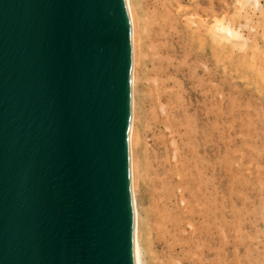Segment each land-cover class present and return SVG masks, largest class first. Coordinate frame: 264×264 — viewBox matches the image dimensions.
<instances>
[{
	"label": "water",
	"instance_id": "obj_1",
	"mask_svg": "<svg viewBox=\"0 0 264 264\" xmlns=\"http://www.w3.org/2000/svg\"><path fill=\"white\" fill-rule=\"evenodd\" d=\"M126 0H0V264H136Z\"/></svg>",
	"mask_w": 264,
	"mask_h": 264
},
{
	"label": "bare ground",
	"instance_id": "obj_2",
	"mask_svg": "<svg viewBox=\"0 0 264 264\" xmlns=\"http://www.w3.org/2000/svg\"><path fill=\"white\" fill-rule=\"evenodd\" d=\"M239 1L228 17L213 0H126L132 45L129 147L136 264H226L225 103L221 98L220 110H212L211 83L213 59L227 69L244 39L236 22L249 21L260 6L259 0ZM256 39L254 35L246 51L254 64V57H262H257ZM237 60L238 67L246 62ZM253 63L245 67L263 83L264 67Z\"/></svg>",
	"mask_w": 264,
	"mask_h": 264
},
{
	"label": "rangeland",
	"instance_id": "obj_3",
	"mask_svg": "<svg viewBox=\"0 0 264 264\" xmlns=\"http://www.w3.org/2000/svg\"><path fill=\"white\" fill-rule=\"evenodd\" d=\"M223 1L225 3H222ZM241 1L244 2V0ZM254 1L255 0H252L251 4ZM213 2L217 10H222L221 7H224V11H227L229 14L228 17L234 14V10L238 5L240 6L239 0H213ZM259 2L260 6L255 7V13L249 16V21L243 18L236 22L237 26H241V32L244 34V39L246 38V41H244V39L243 41L246 43L244 44L243 41H240L244 44L240 46V42L238 41L240 47L238 45L236 46L237 50L235 49L233 60L227 62V69L223 68V65L220 66V63H216L217 59L213 57L215 59H213V67L215 68L212 67L213 82L211 86L213 85L212 95L215 101L212 98V110L214 108L216 111L217 109L220 110L222 104L225 103L224 123L226 125L224 124V138H227H225L224 141L225 148H227L225 150V158H227L225 161V176H227V179H224V187L226 186L225 182H227V186L224 188V193L226 196L225 202L227 204L224 203L226 208V224L229 223L226 229V235L229 236V238L227 236L228 239L226 238V245L228 246L225 245L226 264H264V81L263 83L259 82L253 73L254 71L252 69V71L250 70L251 67L249 69L245 67V64L249 65L250 62L253 63L251 61V55L246 53V51L248 52L254 35L257 38L256 40L259 47L257 57L259 58L262 56V60L261 58H259L260 60H255L254 57L253 61H257L255 63L257 68H259L261 65L260 61H262L261 66L264 67V13L261 14L260 10V8H262L264 11V0H259ZM243 52L245 53L242 54ZM237 57L241 58L242 61H246L243 66H236V61H238ZM220 81L223 83L222 86ZM220 86L223 87L224 90ZM259 86L260 88H258ZM191 103L192 105H196L195 100H192ZM216 106H218V108ZM225 130H227V133ZM228 160L231 165L227 162ZM235 188L236 190H234ZM229 201L230 203H228ZM255 212L258 216L260 214L261 217L254 215ZM241 215L243 216L241 217ZM253 218L254 221L252 220ZM256 218L258 220H256Z\"/></svg>",
	"mask_w": 264,
	"mask_h": 264
}]
</instances>
